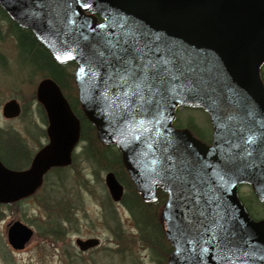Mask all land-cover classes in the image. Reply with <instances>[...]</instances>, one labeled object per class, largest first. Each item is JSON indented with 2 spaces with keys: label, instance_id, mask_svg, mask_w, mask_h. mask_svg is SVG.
Returning <instances> with one entry per match:
<instances>
[{
  "label": "water",
  "instance_id": "95a60500",
  "mask_svg": "<svg viewBox=\"0 0 264 264\" xmlns=\"http://www.w3.org/2000/svg\"><path fill=\"white\" fill-rule=\"evenodd\" d=\"M0 7L57 63H76L81 110L97 138L118 148L142 198L167 193V264H264V221L253 220L237 194L247 183L264 201V0H0ZM125 51L141 75L124 74L114 54ZM36 98L48 141L24 169L0 161V203L33 194L50 168L70 164L79 141L78 118L51 78L37 84ZM180 105L208 114L209 144L173 127ZM20 111L14 98L1 107L5 119ZM104 183L120 201L113 172ZM32 236L20 221L8 227L13 249ZM75 243L86 251L99 239Z\"/></svg>",
  "mask_w": 264,
  "mask_h": 264
},
{
  "label": "rangeland",
  "instance_id": "374dc122",
  "mask_svg": "<svg viewBox=\"0 0 264 264\" xmlns=\"http://www.w3.org/2000/svg\"><path fill=\"white\" fill-rule=\"evenodd\" d=\"M20 44V47L15 44L14 38L7 31V22L0 18V130L18 131L26 137L28 147L34 152L39 146L37 142L42 144L46 141L45 133L40 135L37 130L38 127L45 130L46 122L35 106L36 87L43 79L35 72L41 67L38 66V62L43 59L40 54H33L34 52L30 51L29 44L27 42L25 44L23 36L20 38ZM42 68L46 69V65ZM66 70L72 73L74 65H68ZM11 98L16 99L21 107L25 105L26 113L14 119H5L1 115V107ZM175 117V124L178 125L192 118V123L202 130V136L206 140L211 138L212 129L203 109L181 106L176 109ZM28 128L37 131V134L32 136V133H27L25 129ZM82 147L83 143L79 141L75 150L79 157L73 164L71 163L67 172L69 177L65 180L67 188L73 193L70 203L74 205V210L69 212V219L65 223L64 230H67L65 235L58 241L41 236L47 211L38 202L46 191L39 189L20 203L0 208V212H3V216H0V264H158L153 259L150 248L140 242L128 209L121 202L111 200L104 183L107 172L95 170L85 161L81 155ZM249 190L248 187L242 186L240 193L246 196ZM105 194L112 201V207L120 219L119 225L118 221L106 217L103 206ZM252 209L256 214H262L264 204L257 205L253 200ZM157 211L164 230L160 209ZM58 212L59 215L63 214L61 210ZM16 219L35 230L32 239L20 251L13 250L7 244L5 235L6 224ZM69 223H72L71 228L68 227ZM77 236L97 237L100 245L81 254L74 249L76 247L73 242Z\"/></svg>",
  "mask_w": 264,
  "mask_h": 264
},
{
  "label": "trees",
  "instance_id": "16d2710c",
  "mask_svg": "<svg viewBox=\"0 0 264 264\" xmlns=\"http://www.w3.org/2000/svg\"><path fill=\"white\" fill-rule=\"evenodd\" d=\"M0 18L7 22V31L10 36L14 38L15 44L20 47V38L23 36L26 42L29 44L30 51L33 54H40L43 61L38 62V66H41L36 70V74L41 77L51 78L60 87L63 95L68 100L73 113L77 116L80 123V141L83 143L82 154L85 161L91 164L95 170L99 171H112L117 180L124 186V194L121 199L122 205L126 207L135 223L139 240L143 245L150 248L153 259L158 264H165L168 254L172 250L171 245L167 241L164 235L162 225L160 224L158 217V208L160 209L162 203L166 198V194L162 191H158L157 199L153 203L142 200L140 195L135 191V188L125 173L123 168L120 154L117 149L111 145L101 143L97 136L94 126L83 115L77 98V90L73 80V72L70 73L66 70L68 65H75L73 62L66 64H58L51 56L49 51L41 45L33 36L32 32L18 26L9 15L0 8ZM45 63V64H44ZM46 65V69L43 70L42 66ZM261 78L264 82V65L261 68ZM36 109L39 114L42 115L43 120L46 122V117L43 108L39 103H35ZM26 113V106L22 105L21 114ZM20 114V115H21ZM188 128L196 136L202 139H206L202 136V130L192 123V118H189L184 124L176 127ZM27 133L37 134L30 128L25 129ZM40 135H44L42 128H37ZM3 133L5 136H3ZM35 137V135H34ZM27 139L22 136L18 131L14 130H0V160L10 169H22L29 164L32 156V151L27 145ZM41 146L40 142H37ZM38 146V147H39ZM78 154H73L72 164L76 161ZM69 167H54L51 168L44 176V182L41 186V190H45L46 194H42V199H38L40 205L44 206L45 212L44 220L45 227L40 233L44 238L48 237L55 241H58L63 235H65V223L69 219L68 214L74 210V205L70 203L72 192L69 191L65 180L69 177L67 174ZM44 192V191H43ZM103 206L106 211V217L111 220L118 221L119 218L116 211L112 207V201L105 194ZM244 203H246L247 210L251 215L256 218L261 214L254 212L253 200L257 205L263 206V203H259L254 194L250 193L246 197H241ZM58 210L63 213L59 215ZM264 213V212H263ZM262 215L264 216V214ZM261 216V215H260Z\"/></svg>",
  "mask_w": 264,
  "mask_h": 264
},
{
  "label": "flooded vegetation",
  "instance_id": "af4514ba",
  "mask_svg": "<svg viewBox=\"0 0 264 264\" xmlns=\"http://www.w3.org/2000/svg\"><path fill=\"white\" fill-rule=\"evenodd\" d=\"M31 158H32V156H31ZM31 158H30V160H31ZM127 174V173H126ZM242 187V186H241ZM240 187V188H241ZM239 188V189H240ZM250 191L246 194V196L247 195H250ZM240 195H241V197L243 196L241 193H240ZM246 196H243V197H246ZM30 196H28V198H29ZM27 198V197H26ZM26 198H23V199H20V200H18L17 202H12V203H0V208H7V207H9L10 205H12V204H15V203H20V202H22V201H24ZM243 204L245 205V207H246V209H247V206H246V203H244L243 202ZM124 206V205H123ZM249 212V211H248ZM249 214L251 215V213L249 212ZM264 214V213H263ZM261 215V216H260ZM257 218L255 217V216H253V215H251L254 219H264V216L262 215V214H260ZM0 216H3V212H0ZM14 221H20V222H22V223H24L23 221H21V220H19V219H16V220H12V221H10V222H8L7 224H6V226H5V235H6V241H7V231H8V227L14 222ZM29 226V225H28ZM31 227V226H30ZM68 227L69 228H71L72 227V223H69L68 224ZM32 228V227H31ZM68 229V228H67ZM32 230H33V236H34V234H35V230L32 228ZM67 231V230H66ZM79 236H77V237H75V239L76 238H78ZM79 238H82V237H79ZM82 239H85V238H82ZM31 240V239H30ZM74 245H75V247L76 248H74L76 251H79V253H81V254H84V253H87L88 251H90V250H87V251H85V252H82V251H80L79 249H78V247L76 246V243H75V240H74ZM7 244H8V241H7ZM72 248H73V246H72ZM20 250H22V249H20ZM20 250H15V251H20ZM92 250V249H91ZM76 253H78V252H76Z\"/></svg>",
  "mask_w": 264,
  "mask_h": 264
},
{
  "label": "snow or ice",
  "instance_id": "6c2138e0",
  "mask_svg": "<svg viewBox=\"0 0 264 264\" xmlns=\"http://www.w3.org/2000/svg\"><path fill=\"white\" fill-rule=\"evenodd\" d=\"M117 58V61L121 64L122 70L126 76L137 77L141 75L137 68L131 63L130 60H126L125 57L128 56V52H124L122 54H114Z\"/></svg>",
  "mask_w": 264,
  "mask_h": 264
}]
</instances>
